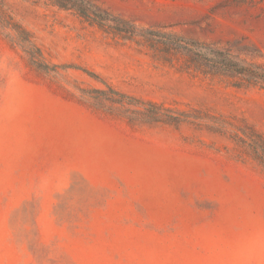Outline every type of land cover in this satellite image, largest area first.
<instances>
[{
	"label": "rangeland",
	"instance_id": "374dc122",
	"mask_svg": "<svg viewBox=\"0 0 264 264\" xmlns=\"http://www.w3.org/2000/svg\"><path fill=\"white\" fill-rule=\"evenodd\" d=\"M0 264H264V0H0Z\"/></svg>",
	"mask_w": 264,
	"mask_h": 264
}]
</instances>
